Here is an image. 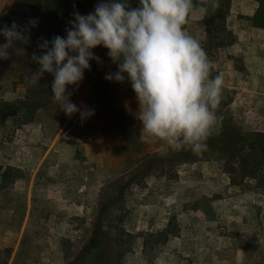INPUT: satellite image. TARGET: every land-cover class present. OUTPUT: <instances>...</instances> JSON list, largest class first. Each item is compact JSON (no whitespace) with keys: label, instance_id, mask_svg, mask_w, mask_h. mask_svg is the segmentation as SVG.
Listing matches in <instances>:
<instances>
[{"label":"rangeland","instance_id":"374dc122","mask_svg":"<svg viewBox=\"0 0 264 264\" xmlns=\"http://www.w3.org/2000/svg\"><path fill=\"white\" fill-rule=\"evenodd\" d=\"M93 52L102 63L89 62L70 98L91 117L69 119L51 95L32 121L0 123V166L18 170L0 183L5 264H264V37L252 81L223 85L219 131L199 154L142 140L129 83L105 80L115 65L104 48ZM1 69L0 96L16 97L21 87ZM103 81L127 138L94 96Z\"/></svg>","mask_w":264,"mask_h":264},{"label":"clouds","instance_id":"9594fccd","mask_svg":"<svg viewBox=\"0 0 264 264\" xmlns=\"http://www.w3.org/2000/svg\"><path fill=\"white\" fill-rule=\"evenodd\" d=\"M218 0H97L92 11H73L64 36L40 39L31 61L38 68L26 79L36 84L44 73L52 76L53 100L69 119L78 113L83 123L95 109L71 102V96L91 70L90 61L102 63L93 49H107L105 55L115 71L103 78L111 82L127 81L135 94L138 120L144 141H163L171 149L199 154L207 140L219 131L217 115L223 90V78L211 76L210 62L201 43L184 25L194 8L203 19ZM73 9L75 5L73 4ZM38 20L30 18L27 26L0 25V60L9 58V49L29 43L28 29ZM71 86V87H69Z\"/></svg>","mask_w":264,"mask_h":264},{"label":"trees","instance_id":"16d2710c","mask_svg":"<svg viewBox=\"0 0 264 264\" xmlns=\"http://www.w3.org/2000/svg\"><path fill=\"white\" fill-rule=\"evenodd\" d=\"M256 8L251 15V21L258 27L264 28V0H254ZM97 0H12L0 9V25H10L13 21L17 25L27 26L30 18H36L38 23L34 28L28 29L29 43L17 44V48L9 49V58L0 60L2 72L10 74L9 85L12 89L20 86L22 92L13 98L0 96V123L16 122L24 124L32 121L36 113L48 105L50 85L52 78L44 75L36 84H29L26 79L36 70L30 56L33 52H39L37 44L40 39L50 40L54 35L64 36L67 21L71 19V13L75 10L80 14L92 11ZM73 4L75 9H73ZM230 0H218L215 9H209V13L200 20L205 30V39L202 47L206 54L219 47L231 44L234 36L226 27ZM4 38L0 36V43ZM107 49L104 48V52ZM208 57V54H207ZM9 68V70H8ZM104 90L95 92V98L108 110L114 126L124 136H128V130L121 121V112L115 97V89L106 81L102 82ZM116 87L119 86L115 82ZM18 175L17 168L7 165L0 166V183H5ZM9 248H0V264H5L9 256Z\"/></svg>","mask_w":264,"mask_h":264},{"label":"crops","instance_id":"0c3cea01","mask_svg":"<svg viewBox=\"0 0 264 264\" xmlns=\"http://www.w3.org/2000/svg\"><path fill=\"white\" fill-rule=\"evenodd\" d=\"M255 8L254 0H230L225 22L234 36V41L214 50L212 59H209L210 68L216 71V75L222 76L223 85L239 78L250 83L256 75L254 66L250 62L254 59L255 63H259L260 59L255 51L264 37V28L256 26L250 19ZM200 20L198 7L194 8L184 28L202 44L205 39V30ZM236 60L237 62L240 60L241 68L236 66Z\"/></svg>","mask_w":264,"mask_h":264}]
</instances>
